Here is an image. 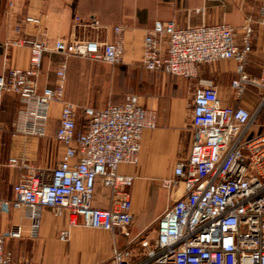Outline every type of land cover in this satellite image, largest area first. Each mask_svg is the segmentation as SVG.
I'll use <instances>...</instances> for the list:
<instances>
[{
    "label": "built area",
    "instance_id": "obj_1",
    "mask_svg": "<svg viewBox=\"0 0 264 264\" xmlns=\"http://www.w3.org/2000/svg\"><path fill=\"white\" fill-rule=\"evenodd\" d=\"M259 2L257 19L246 18L239 29L204 22L177 27L172 20H157L145 31L144 70L194 80L200 66L232 61L228 99L235 102L224 104L219 86L211 81L199 80L193 86L188 158L175 165L172 176L159 181L162 189L181 188V194L158 218L156 235L150 240L143 231L132 234L134 176L121 173L119 167L138 164L141 136L156 127L155 112L144 108L139 96L127 94L119 104L85 106L77 130L79 112L65 100L67 59L122 63L126 26L115 27L108 43L57 39L49 45L26 37L6 42L5 46H27L30 55L26 69L12 68L0 75V112L2 95H17L21 106L12 124L14 132L44 137L51 106H60L54 137L64 152L51 169L21 165L10 158V167H22L26 173L12 185V198H0V214L11 208L23 210L31 221L29 236L37 238L43 209L54 215L68 211L83 227L111 235L113 245L105 264H264V123L259 122L264 109V47L257 73L247 71L254 25L264 33V0ZM76 22L99 27L97 17L86 21L76 17ZM37 24V18L25 16L15 31ZM47 52L61 58L54 85L39 93L28 78L37 73ZM251 93L254 103L244 105ZM97 180L108 194L106 207L93 205ZM18 237L19 228L0 232V264L12 263L5 242ZM119 237L125 240L123 248L116 246ZM58 239L67 242L69 231L61 230Z\"/></svg>",
    "mask_w": 264,
    "mask_h": 264
},
{
    "label": "crops",
    "instance_id": "obj_2",
    "mask_svg": "<svg viewBox=\"0 0 264 264\" xmlns=\"http://www.w3.org/2000/svg\"><path fill=\"white\" fill-rule=\"evenodd\" d=\"M105 1L109 0H91V4L89 0H0V75L8 69L28 67L30 52L27 46L4 45L8 41L12 42L21 37L44 40L49 45L57 39L108 43L113 41L114 28L124 25L126 30L122 63L110 66H119L126 70L141 66L143 36L157 20H172L177 27L194 26L204 22L205 24L226 23L239 29L246 18L257 19L260 6L259 0H116L114 5ZM25 16L37 18L39 24L24 25L22 32L17 33L15 27ZM76 17L84 21L97 17L99 27L76 22ZM254 30L256 37L253 40V53L256 54L258 48L263 50L264 33L263 29L257 25H254ZM60 58L59 54L50 52L43 55L37 73L28 78L29 82L36 85L37 92L40 93L43 88L54 85L56 81L54 72ZM82 60L91 62L89 59L76 56L67 59L65 100L73 104L88 103L93 97L90 96L93 91L88 94V87L82 82V76L71 77V71L75 70ZM221 63L230 66L232 78L234 62H218L220 71L223 65ZM211 71L209 70L208 74L212 73ZM149 73L177 77L161 72ZM205 73L199 68L198 78L194 80L201 79ZM219 74L220 72L215 71L205 81L216 84L215 80ZM103 93L106 98L107 90H103ZM178 93L180 91L172 97H153L145 100L135 93L114 91L108 97L112 101L106 103L119 104L124 101L127 94H134L139 96L144 108L155 112L156 127L153 130H145L141 136L138 164L119 167L121 173L134 176L130 187L134 217L132 234L133 230L146 228L155 223L165 209L181 194V188L168 192L159 186L162 178L172 176L173 169L179 161L188 158L192 143L191 101L188 105V114L186 99ZM220 95L224 104L235 105V102L228 99L229 97L223 96L221 92ZM249 95L244 98V105L251 106L249 102L254 101ZM20 106L21 101L17 95L13 93L2 95L0 198L3 199L12 198V185L26 173L22 167H10L8 165L10 158H16L21 165L33 164L37 168L51 169L64 152L63 145L54 137L60 106H51L50 119L44 137L14 132L12 124L17 118ZM82 124L80 112L77 117V130L81 129ZM104 194V199L93 202L94 206H107L106 190ZM153 201L161 204L154 212L150 209ZM71 220L68 211L54 215L49 208H45L41 214L39 236L31 238L29 236L31 221L23 210L11 208L1 213V233H7L14 228L20 229V237L8 238L5 242V249L13 256L11 264H99L104 261L108 242L96 240L90 231L92 229L80 225L79 218ZM61 230L69 231L67 242L59 241L58 236ZM97 251L101 254L99 258L96 257Z\"/></svg>",
    "mask_w": 264,
    "mask_h": 264
},
{
    "label": "rangeland",
    "instance_id": "obj_3",
    "mask_svg": "<svg viewBox=\"0 0 264 264\" xmlns=\"http://www.w3.org/2000/svg\"><path fill=\"white\" fill-rule=\"evenodd\" d=\"M115 1L116 0H109L105 2H109L114 5L116 3ZM89 4H91V0H89ZM251 59L252 63L248 66L247 70L253 74H256L257 69L255 65L260 63L262 59L261 48L257 49L256 54L253 53L251 55ZM221 64H223L222 71L219 70L220 68H218V63L213 65L200 66V69L204 70L206 73L203 74V77H201V79L199 80L205 81V79L207 77H210L213 72H220L219 76L216 77L215 83L219 86L221 94L225 97H228V82L231 78V68L225 63ZM209 70H212V73L208 74ZM74 76H82V82H84V84H86V86L88 87V94L93 91V94L90 95L93 97L91 100L88 101V103L75 104L79 113L85 105H91L93 107H102L108 101H112V99H109L108 97L109 94L114 91H121L123 93H135L145 100L153 97H172L173 95L177 94L178 91H180L178 95H181L182 97H184V99H186V110L189 114L188 105L190 104L192 98L191 92L193 86L195 84H198L199 82V80H192L191 82H188L187 80H184L182 78H172L168 76L156 75L145 71L142 66H134L125 70L119 68V66L112 67L110 65L94 63L84 60H82V63L78 65L75 70L71 71V77L73 78ZM103 90H107L108 94L106 95V98L104 97L105 95L103 93ZM249 96H251L252 100H255L254 96L252 97V93ZM249 103V105H252L254 101ZM104 195V189L99 183V180H97L93 190V202L95 203L99 200L104 199ZM160 205L161 204L159 202L156 203V201H153L151 208H149L152 212H154L158 210ZM156 223L157 221L146 228H140L139 230L135 231L133 230V234L143 231V234L147 239H154L156 235ZM90 231L91 233H93L96 240L108 242L106 249V257L104 261L99 263L105 264L110 256V250L113 245V239L111 235L105 231ZM116 246L118 248L125 247V240L118 239L116 241ZM100 256L101 254L97 251L96 257L99 258Z\"/></svg>",
    "mask_w": 264,
    "mask_h": 264
},
{
    "label": "trees",
    "instance_id": "obj_4",
    "mask_svg": "<svg viewBox=\"0 0 264 264\" xmlns=\"http://www.w3.org/2000/svg\"><path fill=\"white\" fill-rule=\"evenodd\" d=\"M69 59V58H68ZM91 62H94V63H101V62H97V61H91ZM67 64H68V62H67ZM85 107V106H84ZM83 107V108H84ZM82 108V109H83ZM82 111V110H81ZM259 122L260 123H264V109L261 111V113H260V115H259ZM263 129V127H260V130H262Z\"/></svg>",
    "mask_w": 264,
    "mask_h": 264
}]
</instances>
